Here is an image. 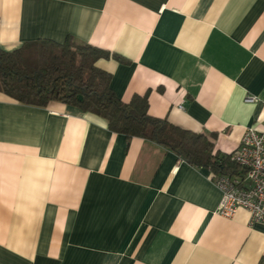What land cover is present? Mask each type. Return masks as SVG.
I'll return each instance as SVG.
<instances>
[{
  "label": "crops",
  "instance_id": "crops-1",
  "mask_svg": "<svg viewBox=\"0 0 264 264\" xmlns=\"http://www.w3.org/2000/svg\"><path fill=\"white\" fill-rule=\"evenodd\" d=\"M68 37L109 54L95 67L122 102L147 95L214 154L264 131V0H0V50ZM213 180L93 114L0 93V264L264 263V225L220 216Z\"/></svg>",
  "mask_w": 264,
  "mask_h": 264
},
{
  "label": "trees",
  "instance_id": "trees-1",
  "mask_svg": "<svg viewBox=\"0 0 264 264\" xmlns=\"http://www.w3.org/2000/svg\"><path fill=\"white\" fill-rule=\"evenodd\" d=\"M108 56L71 37L63 44L37 40L12 52L0 50V93L29 106L54 102L75 107L106 120L111 131L128 139L151 141L193 166L208 168L214 177H243L233 154H214L207 136L150 116L147 95L122 102L110 88V75L95 67Z\"/></svg>",
  "mask_w": 264,
  "mask_h": 264
},
{
  "label": "built area",
  "instance_id": "built-area-1",
  "mask_svg": "<svg viewBox=\"0 0 264 264\" xmlns=\"http://www.w3.org/2000/svg\"><path fill=\"white\" fill-rule=\"evenodd\" d=\"M232 160L245 174L214 177V185L222 195L217 212L230 219L239 210H245L252 223L264 225V131L247 128Z\"/></svg>",
  "mask_w": 264,
  "mask_h": 264
}]
</instances>
